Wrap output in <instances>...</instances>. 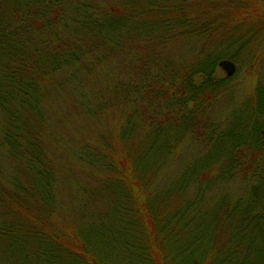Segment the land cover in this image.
I'll return each instance as SVG.
<instances>
[{
	"label": "trees",
	"instance_id": "16d2710c",
	"mask_svg": "<svg viewBox=\"0 0 264 264\" xmlns=\"http://www.w3.org/2000/svg\"><path fill=\"white\" fill-rule=\"evenodd\" d=\"M0 264H264V0H0Z\"/></svg>",
	"mask_w": 264,
	"mask_h": 264
},
{
	"label": "water",
	"instance_id": "95a60500",
	"mask_svg": "<svg viewBox=\"0 0 264 264\" xmlns=\"http://www.w3.org/2000/svg\"><path fill=\"white\" fill-rule=\"evenodd\" d=\"M219 66L225 72L226 76L230 77L235 73V64L229 60H223L219 63Z\"/></svg>",
	"mask_w": 264,
	"mask_h": 264
},
{
	"label": "rangeland",
	"instance_id": "374dc122",
	"mask_svg": "<svg viewBox=\"0 0 264 264\" xmlns=\"http://www.w3.org/2000/svg\"><path fill=\"white\" fill-rule=\"evenodd\" d=\"M225 73V72H224Z\"/></svg>",
	"mask_w": 264,
	"mask_h": 264
}]
</instances>
